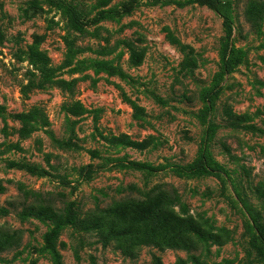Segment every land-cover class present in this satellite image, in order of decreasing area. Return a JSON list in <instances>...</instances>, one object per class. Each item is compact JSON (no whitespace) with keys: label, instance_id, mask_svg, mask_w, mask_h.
Masks as SVG:
<instances>
[{"label":"rangeland","instance_id":"1","mask_svg":"<svg viewBox=\"0 0 264 264\" xmlns=\"http://www.w3.org/2000/svg\"><path fill=\"white\" fill-rule=\"evenodd\" d=\"M208 2L0 0V231L17 233L0 264H264V0H219L230 36ZM71 39L87 49L60 70ZM28 46L61 87L17 59ZM46 204L64 219L28 211ZM113 222L157 245L130 253Z\"/></svg>","mask_w":264,"mask_h":264},{"label":"trees","instance_id":"2","mask_svg":"<svg viewBox=\"0 0 264 264\" xmlns=\"http://www.w3.org/2000/svg\"><path fill=\"white\" fill-rule=\"evenodd\" d=\"M207 7L210 11H212L217 16L222 18L226 32L230 36L232 32V23L229 18L224 16L222 12V8L219 7V0H209ZM65 9L71 19V27L79 33L84 32V24L81 19L82 17L81 13H79L75 8H72L71 6H65ZM76 44L77 43L72 39L66 41L67 53L62 66L59 68L60 70L70 67L72 65V61L74 60L75 56L84 53L85 49H87V48L77 47ZM100 51H104V50H100ZM230 52H231L230 42L228 41L225 46L222 57V68L225 74H230L233 71V67H234L229 57ZM15 56L19 61L27 62L34 71L40 74L41 78L45 83H47V85H57L61 87L60 86L62 85L61 82L53 81V76L57 71V69L52 67L50 58L44 52H42L36 47L28 46L25 49L18 48ZM26 88L27 87L22 86L21 94L25 93ZM15 120L19 123L20 126V129L18 130V139L19 141H25L34 132L35 124L38 122L43 123L45 121V117L39 110H33L28 113H22L15 116ZM14 148L20 150L19 145H15ZM132 167H136V166H132ZM175 169L181 171L184 175H191L194 174L195 172H207L208 168L205 166L204 163H201V164H197L194 168L175 166ZM25 195L27 196V193H25ZM50 206L51 205L46 204V207H39V208L31 207L28 209V211L34 217L40 218V220L48 219V220L56 221L59 219H64V216L61 215L62 212L59 211L60 214L59 213L57 214L55 211L51 209ZM91 213L92 214L88 217L90 218V220H115L114 218L115 216H112V213L109 210H101L99 208H96ZM74 220L76 221L77 219L74 218ZM113 225L114 226L109 228L110 236H111L110 241L114 240L118 236L119 239L124 237L125 239L124 243L131 246L130 253H134L137 247L157 245L156 242H154L147 235L145 230L138 225L134 224L131 228H124V227L120 228V226L116 222H113ZM91 230L96 233L98 232L99 235H102L101 233L102 227L99 226L98 224L92 223ZM16 235H17L16 232L12 234H7L5 232L0 231V252L4 250H8L12 247L13 243H15L16 241ZM1 236H3L4 238ZM183 245L185 244H181L179 246L178 244L172 243L169 245V247L182 248ZM263 246H264V242H263ZM165 247H168V245Z\"/></svg>","mask_w":264,"mask_h":264}]
</instances>
